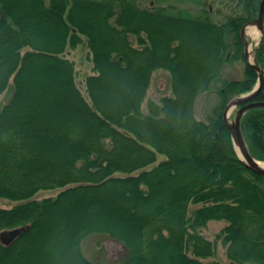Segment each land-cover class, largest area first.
Returning <instances> with one entry per match:
<instances>
[{
	"label": "trees",
	"instance_id": "trees-1",
	"mask_svg": "<svg viewBox=\"0 0 264 264\" xmlns=\"http://www.w3.org/2000/svg\"><path fill=\"white\" fill-rule=\"evenodd\" d=\"M158 1L0 0V93L13 86L0 109V197L16 202L0 205V233L25 226L0 239V264H106L85 254L89 235L122 244L112 264H222L204 260L220 240L231 264H264V174L240 158L223 117L259 80L240 31L260 0H215L224 20L208 0H194L197 12ZM84 39L87 95L66 56ZM254 52L264 69L263 38ZM230 61L244 63L242 77L225 76ZM159 69L172 93L144 111ZM205 92L214 101L199 118ZM254 99L264 100V83ZM242 129L264 160V107L249 109ZM43 189L59 191L37 198ZM213 219L227 224L210 239L202 229ZM60 225L70 234L53 235Z\"/></svg>",
	"mask_w": 264,
	"mask_h": 264
},
{
	"label": "rangeland",
	"instance_id": "rangeland-1",
	"mask_svg": "<svg viewBox=\"0 0 264 264\" xmlns=\"http://www.w3.org/2000/svg\"><path fill=\"white\" fill-rule=\"evenodd\" d=\"M141 4L143 5H149L153 6L159 3L158 0H139ZM163 5L168 4H175L177 6H182L189 8L192 11L197 12V10L201 7L196 1L194 0H164L161 2ZM209 9L211 10L213 18H216V20H224L225 19V13L229 10L227 8H223L222 5H220L219 2L215 0H208ZM218 8L224 9V12L219 13ZM251 25V24H250ZM247 27V33L248 28ZM248 37L251 39L250 43V50H251V59H253L254 55V49L255 46L258 45V43L261 41L262 37L261 35L257 39H253L251 35L248 34ZM66 56L76 63V79L77 83L82 89V91L87 95V92L85 91V78L87 75L94 73L93 72V63L90 59V51L87 45L86 40L84 39L82 43H80L75 48H68L66 51ZM243 68L244 63L242 61H230L227 62L224 67V74L228 78H240L243 75ZM170 76L169 72L165 69H159L154 72L153 78L151 81V84L149 86V89L147 91V96L143 102V109L144 111H147V101L149 99L160 102L161 98L167 95H171L172 89L170 85ZM12 82L9 84L8 88L0 93V109L2 106L10 99L12 94ZM214 98L213 96H209L208 92L202 93L199 95L196 101L195 109L196 114L199 118H205V116L211 111L212 105H213ZM236 107H232L230 109V118L234 119L236 114ZM163 155H160L159 158H163ZM59 189H43L39 191L36 195L37 198H44L47 196H54L58 193ZM16 202L11 201L6 198L0 197V205L3 207H11ZM82 203H78L76 205H72L67 209L68 211L73 210L74 208H80L83 210L80 206ZM77 206V207H76ZM99 206L97 204L96 206L92 207L91 205L87 206L83 205L85 209H87L86 212L92 211L94 213V210ZM196 207V205H191V210H193ZM77 209V210H78ZM77 214V213H76ZM93 214L92 218L98 219L99 215ZM91 218V219H92ZM227 224V221L222 220H210L205 228H203V233L205 236H207L210 239H214L215 235L220 231V229ZM57 231L60 233H56L53 235H61L63 237L64 235H69V232H66L65 225H60L57 227ZM66 232V233H65ZM59 237V236H58ZM57 237V238H58ZM60 237L58 238V240ZM100 237L97 235H89L85 240L83 241V249L85 254L93 259V260H100L106 264H112L118 261L120 256L123 253V246L121 243L116 242L112 239H104L102 241V246L99 243ZM58 241L54 240L49 242V250L52 252H55L57 256H59L58 260L59 263H63L65 261V258H62V249L60 248V244L57 243ZM207 260H219L222 264H231L230 260L227 258L226 255V246L223 244V242L220 240L218 243V252L215 256L211 258L204 259ZM56 264V263H55Z\"/></svg>",
	"mask_w": 264,
	"mask_h": 264
},
{
	"label": "water",
	"instance_id": "water-1",
	"mask_svg": "<svg viewBox=\"0 0 264 264\" xmlns=\"http://www.w3.org/2000/svg\"><path fill=\"white\" fill-rule=\"evenodd\" d=\"M254 24L261 33V37L264 39V0H260L258 15L251 21L245 23L240 31L241 38L244 43V55L246 61L252 65L259 74V80L252 91L233 97L226 105L223 117L224 121L229 128L233 143L239 154L240 158L246 163V165L254 172L264 174V166L250 151L244 133L242 129V118L244 114L251 108L264 107V100H255L254 98L262 89L264 83V69L257 61L255 52L253 59H251L250 43L251 39L248 37L247 27ZM232 107H236V114L234 119L229 117V111ZM25 226H19L2 230L0 233V239L2 242L8 244L12 242L21 232H23Z\"/></svg>",
	"mask_w": 264,
	"mask_h": 264
},
{
	"label": "bare ground",
	"instance_id": "bare-ground-1",
	"mask_svg": "<svg viewBox=\"0 0 264 264\" xmlns=\"http://www.w3.org/2000/svg\"><path fill=\"white\" fill-rule=\"evenodd\" d=\"M248 34L251 35L253 39H257L261 35L260 31L257 29V27L254 24L249 26ZM229 117H230V112H229ZM259 163L262 166H264V160L259 161Z\"/></svg>",
	"mask_w": 264,
	"mask_h": 264
}]
</instances>
